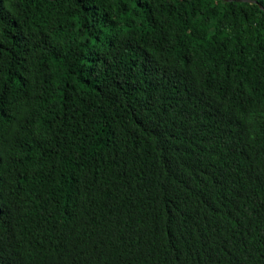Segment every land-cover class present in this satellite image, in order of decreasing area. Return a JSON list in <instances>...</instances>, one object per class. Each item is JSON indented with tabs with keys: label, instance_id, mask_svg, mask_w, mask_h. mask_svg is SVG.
I'll use <instances>...</instances> for the list:
<instances>
[{
	"label": "trees",
	"instance_id": "trees-1",
	"mask_svg": "<svg viewBox=\"0 0 264 264\" xmlns=\"http://www.w3.org/2000/svg\"><path fill=\"white\" fill-rule=\"evenodd\" d=\"M263 203L264 0H0V264H264Z\"/></svg>",
	"mask_w": 264,
	"mask_h": 264
},
{
	"label": "bare ground",
	"instance_id": "bare-ground-1",
	"mask_svg": "<svg viewBox=\"0 0 264 264\" xmlns=\"http://www.w3.org/2000/svg\"><path fill=\"white\" fill-rule=\"evenodd\" d=\"M249 3H251V2H249ZM193 112V111H192ZM197 118V117H196ZM201 118V117H200ZM264 204V203H263Z\"/></svg>",
	"mask_w": 264,
	"mask_h": 264
}]
</instances>
